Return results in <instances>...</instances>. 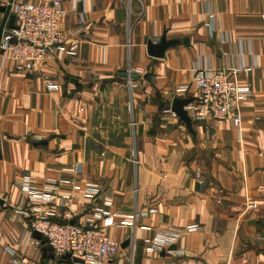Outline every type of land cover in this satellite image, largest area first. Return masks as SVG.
I'll list each match as a JSON object with an SVG mask.
<instances>
[{
  "label": "crops",
  "instance_id": "1",
  "mask_svg": "<svg viewBox=\"0 0 264 264\" xmlns=\"http://www.w3.org/2000/svg\"><path fill=\"white\" fill-rule=\"evenodd\" d=\"M60 1L65 44L31 72L0 56V264H58L33 233L21 242L40 216L105 229L121 246L100 264H264V0ZM162 40L174 45L150 55ZM240 58L259 63L240 75L253 91L241 139L232 119L188 126L171 110L199 96L196 64ZM26 177L50 200L27 197ZM91 185L111 203L87 197Z\"/></svg>",
  "mask_w": 264,
  "mask_h": 264
},
{
  "label": "built area",
  "instance_id": "2",
  "mask_svg": "<svg viewBox=\"0 0 264 264\" xmlns=\"http://www.w3.org/2000/svg\"><path fill=\"white\" fill-rule=\"evenodd\" d=\"M11 12L15 15L16 26L3 33L0 44V49H4V52L0 53L2 62L9 63L16 72L34 71L57 47L66 43V35L59 25V17L63 12L61 1L13 2ZM208 26L212 32L215 30L213 14H210ZM77 45V41L72 42L69 50L74 51ZM240 47L242 58V42ZM258 64L257 59L250 63H244L241 59L239 63L225 67L196 64L193 69V81L199 96L186 107L189 116L195 121L232 119L241 139L243 132L240 111L249 105L253 91L250 84L240 80V75L251 73ZM48 85L56 87L49 80ZM188 90V85L178 87V91ZM23 190L27 197L30 195L38 203L47 202L51 197L48 191L34 188L29 177L23 180ZM86 196L94 201H102L105 205L111 203L107 191L99 186H89ZM64 206L67 207L65 215L69 218L70 206ZM94 215L96 218L104 217L107 223L115 222L113 215L102 206L95 207ZM34 231L42 234V240L34 239L36 247L41 248L44 243L48 244L58 259L70 253L72 256L83 258L86 264H100L115 256L121 246L119 241L110 238L105 229L95 226L93 222L80 226L70 221L57 222L48 216H40L30 221L23 232L21 242H27ZM9 264H31V260L26 255H13Z\"/></svg>",
  "mask_w": 264,
  "mask_h": 264
},
{
  "label": "water",
  "instance_id": "3",
  "mask_svg": "<svg viewBox=\"0 0 264 264\" xmlns=\"http://www.w3.org/2000/svg\"><path fill=\"white\" fill-rule=\"evenodd\" d=\"M14 0H11L10 3L2 7V11L5 12V16L3 19V23L0 26V44L2 40L3 33L5 31V25L8 22V27L9 28H14L15 25V15L11 13L12 10V4ZM174 45V41H166L162 40L161 43L154 45V44H149L148 46V52L150 55L155 56V57H162L166 51L167 48L171 47ZM4 52V49H0V53L2 54ZM125 76H127V73H124ZM193 99H181V98H175L172 103L171 110L175 112L181 120H183L188 126L191 125L192 123V118L189 116V113L186 109V107L189 105V103ZM33 235L36 239L42 240V234L38 231H34ZM128 244V241L125 243V245ZM51 247L46 244L43 246V251L46 253ZM52 258H55V254L53 253L51 255ZM73 262H78V263H84V259L77 257V256H72L70 253L63 255L61 258L58 259V264H72Z\"/></svg>",
  "mask_w": 264,
  "mask_h": 264
}]
</instances>
